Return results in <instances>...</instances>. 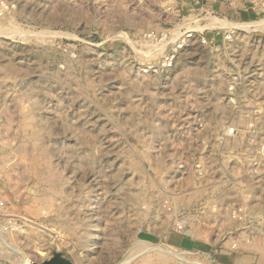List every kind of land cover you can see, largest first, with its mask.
<instances>
[{
    "label": "rangeland",
    "instance_id": "rangeland-1",
    "mask_svg": "<svg viewBox=\"0 0 264 264\" xmlns=\"http://www.w3.org/2000/svg\"><path fill=\"white\" fill-rule=\"evenodd\" d=\"M0 29V264H264V0H0Z\"/></svg>",
    "mask_w": 264,
    "mask_h": 264
},
{
    "label": "built area",
    "instance_id": "built-area-1",
    "mask_svg": "<svg viewBox=\"0 0 264 264\" xmlns=\"http://www.w3.org/2000/svg\"><path fill=\"white\" fill-rule=\"evenodd\" d=\"M232 30L230 31V33H227V35L225 37L226 40H231L232 39V37H231V35L233 33ZM190 37H191V35H189L188 32L187 33H181V35L179 36V39L176 40V43L175 44L173 43V49H171L170 51H166L165 50L163 52V55H162L161 59L157 63V65L153 66V67H146V70L143 71V72L144 73L156 74L158 72H164L165 73V71H168V70L172 69L173 68V64L175 62L174 61V52L177 51L176 49L180 50V49L184 48L187 45ZM202 43L204 44L205 41L202 40ZM155 48H157V47H155ZM235 92H236V90H235V86L234 85H231V86H229L227 88V94L228 95L233 96L235 94ZM246 144H245L244 147H245V149L247 151V154L250 155V152L253 151V149H252L253 141H249ZM201 151L203 152V151H205V149H201ZM243 152H244V150H243ZM240 154H243V153H240ZM251 155H252V152H251ZM201 156H205V154H201ZM222 156H226V155L223 154ZM201 161H202V163H204L202 159H201ZM258 161H259L258 159H255V163H257ZM253 162H252V159H250L249 162L247 163V164H249L248 166H251V168H250L251 171L253 170L254 167H258V164L255 165V163H253ZM201 171H202V174L200 176L196 173V170H195V174L194 173H190V174L193 177H197L198 178V182L203 179V183H205L204 179L206 180L207 177H208L207 174H206L208 172V168L206 169V167H204V165L202 164ZM182 173H186V171L185 170L182 171L181 175H182ZM203 183H202V185H203ZM199 185H200V182H199ZM195 189L198 190V188H195ZM228 211H229L228 214L237 223L246 222L245 221L246 213L243 210H241L240 208H231ZM179 224L177 225L176 232L178 234H181L184 226H182V225L180 226Z\"/></svg>",
    "mask_w": 264,
    "mask_h": 264
},
{
    "label": "bare ground",
    "instance_id": "bare-ground-1",
    "mask_svg": "<svg viewBox=\"0 0 264 264\" xmlns=\"http://www.w3.org/2000/svg\"><path fill=\"white\" fill-rule=\"evenodd\" d=\"M4 29H5V28H4ZM6 29H7V28H6ZM0 30H1V29H0ZM7 30H8V32H9L10 29H7ZM0 32H1V31H0ZM4 33H5V32H4ZM9 33H10V32H9ZM154 45H155V44H154ZM145 47H146V46H145ZM155 47H156V46H155ZM153 49H155V48H153ZM159 50H160V49H159ZM144 52H146L147 54L144 53ZM144 52H141V54H139V55H140V58H141L143 55H144V56L148 55V56H147L148 58H145V59H149V58H150L151 60H154V59L157 57L158 53H159L158 49H157V51H156V50H146V51H144ZM144 56H143V58H144ZM153 78H154V77H153ZM154 80H155V78H154ZM154 80H153V81H154ZM156 80H157V79H156ZM156 80H155V81H156ZM157 81H158V80H157ZM157 81H156V82H157ZM155 84H156V83H155ZM136 90H137V89H136ZM129 93H130V92H129ZM129 93H128V94H129ZM122 185H123V184H122ZM124 186H125V185H123L122 187H124ZM128 186H129V185H128ZM122 187L120 186V189H122ZM125 187H126V186H125ZM125 187H124V189H125ZM129 188H130V187H129ZM120 189H118V191H119ZM131 189L133 190L132 186H131ZM122 190H123V189H122ZM125 190H126V189H125ZM121 192H122V191H121ZM128 192H129V189H128ZM131 192H132V191H130V193H131ZM134 192H135V193H133V194H135V196L137 197V195H138L137 192H138V191H137V190H134ZM124 193H126V192H124ZM130 193H129V194H130ZM136 193H137V195H136ZM126 194H127V193H126ZM121 195H122V194H121ZM127 195H128V194H127ZM127 195H126V196H127ZM123 196H125V195H123ZM130 196H131V197L133 196L132 193L130 194ZM135 196H134V197H135ZM122 198H123V197H122ZM124 198H127V197H124ZM135 199H136V198H135ZM125 200H126V199H125ZM127 200H128V198H127ZM132 200H133V198H132ZM252 247H253V246H252ZM252 247L250 246V248H252ZM254 249H255V248L253 247V250H254ZM257 250H258V248H257ZM258 251H259V250H258ZM177 254H178V253H177ZM177 254H175V255H173V256H175V257L178 256V257H179L180 254H179V255H177ZM178 257H177V258H178ZM180 259H181V258H180ZM26 264H31V262H28V263H26Z\"/></svg>",
    "mask_w": 264,
    "mask_h": 264
},
{
    "label": "water",
    "instance_id": "water-1",
    "mask_svg": "<svg viewBox=\"0 0 264 264\" xmlns=\"http://www.w3.org/2000/svg\"><path fill=\"white\" fill-rule=\"evenodd\" d=\"M34 264V263H32ZM43 264H68L65 260H63L62 258H60L59 256L54 257L53 259H51L50 261L43 263Z\"/></svg>",
    "mask_w": 264,
    "mask_h": 264
},
{
    "label": "crops",
    "instance_id": "crops-1",
    "mask_svg": "<svg viewBox=\"0 0 264 264\" xmlns=\"http://www.w3.org/2000/svg\"><path fill=\"white\" fill-rule=\"evenodd\" d=\"M255 262H258V261H255Z\"/></svg>",
    "mask_w": 264,
    "mask_h": 264
}]
</instances>
